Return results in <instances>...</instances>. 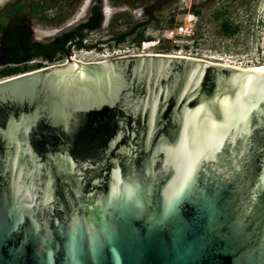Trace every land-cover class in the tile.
Returning <instances> with one entry per match:
<instances>
[{
  "label": "water",
  "instance_id": "water-1",
  "mask_svg": "<svg viewBox=\"0 0 264 264\" xmlns=\"http://www.w3.org/2000/svg\"><path fill=\"white\" fill-rule=\"evenodd\" d=\"M0 264H264V62L72 53L1 79Z\"/></svg>",
  "mask_w": 264,
  "mask_h": 264
},
{
  "label": "rangeland",
  "instance_id": "rangeland-1",
  "mask_svg": "<svg viewBox=\"0 0 264 264\" xmlns=\"http://www.w3.org/2000/svg\"><path fill=\"white\" fill-rule=\"evenodd\" d=\"M148 1L151 0H103L107 11L101 27L84 36L85 43H93L94 47L70 49L68 57L76 53L81 60L94 61L100 59V55L115 54L112 53L115 46L110 37L119 31H128L131 27H134L133 31L124 39L123 44L128 47L124 54L172 52L169 42L154 45L151 40L155 39L157 29L163 25L178 24L190 19L193 22L192 40H181V43L190 47V52L185 53L208 59L221 57L239 64L263 60L264 0H171L152 17L147 18L139 15L140 11L137 9ZM88 2L89 0H0V24L5 21L4 9L11 5L15 10V18L21 19L29 28L31 38L44 41L43 38L48 34L59 35L61 32L58 30L72 25ZM141 41H144L142 49L139 47ZM14 65L18 67L17 72H21L33 68L34 61L0 64V70ZM4 77L6 76L0 75V79Z\"/></svg>",
  "mask_w": 264,
  "mask_h": 264
},
{
  "label": "trees",
  "instance_id": "trees-1",
  "mask_svg": "<svg viewBox=\"0 0 264 264\" xmlns=\"http://www.w3.org/2000/svg\"><path fill=\"white\" fill-rule=\"evenodd\" d=\"M3 14L5 21L0 24V48L2 49L0 64L2 65L34 61V67L28 69L31 70L46 63L58 62V60L66 58L70 54V49H91L94 47L93 43H85L84 36L87 33L83 32V29L98 26L99 17L95 11L86 21L60 33L48 42L31 41L29 28L21 22V19L15 18V10L11 5L4 9ZM133 28L112 35L110 37L112 44L123 41L133 31ZM17 71L18 67L14 65L1 69L0 75L8 76L18 73Z\"/></svg>",
  "mask_w": 264,
  "mask_h": 264
},
{
  "label": "built area",
  "instance_id": "built-area-1",
  "mask_svg": "<svg viewBox=\"0 0 264 264\" xmlns=\"http://www.w3.org/2000/svg\"><path fill=\"white\" fill-rule=\"evenodd\" d=\"M189 20L190 19H186V21H182L181 23L178 24L173 23L170 25L169 24L163 25L162 28L157 29V36H155V39H152L151 41L154 42V45H156L158 42H163V41L169 42L171 44V51H175L176 54L180 56L184 55L185 52H190L189 50L190 47L184 43H181V40L184 41L192 40L193 22H190ZM123 43L124 40L119 42L118 44H113V46L115 47H113L112 53H115V55L118 56L127 55L124 54V52L128 50V47H126ZM143 43L144 41H141L139 46L140 49L144 48Z\"/></svg>",
  "mask_w": 264,
  "mask_h": 264
},
{
  "label": "bare ground",
  "instance_id": "bare-ground-1",
  "mask_svg": "<svg viewBox=\"0 0 264 264\" xmlns=\"http://www.w3.org/2000/svg\"><path fill=\"white\" fill-rule=\"evenodd\" d=\"M262 22H263V25H262L263 29L262 30H263V41H264V15H263V21ZM45 34L47 35V33H45ZM73 54H74V57L76 59H79V58H77L76 53H73ZM86 54H87V52H86ZM141 54H160V55H167V56L186 57V58H191V59H197V60H202V61L213 62V63H217V64H220V65L226 66V67H233L235 69L242 70V71H252V70L256 69L260 64H262L264 62V58H263V60L261 62L259 61V62H255V63L251 62L250 64H239V63H234L232 61L225 60V59H223L221 57H212V58L208 59V58H203V57H198V56H192V55L187 54V53H184V55L180 56V55H177L175 51H172V52H150V53L149 52L148 53L147 52H144V53L141 52V53H130L129 55H141ZM116 56H118V55H115V54H112V55H100V59H97V60H94V61H88V60H83V61H85V62H95V61H98V60H101V59H108V58H112V57H116ZM119 56H122V55H119ZM79 60H81V59H79ZM63 61L64 60H61V61H58V62H53L51 64H53V65L54 64H60ZM48 64L45 65V66H41V67H46V66H48ZM35 69L25 70V71L18 72V73H13V74H10V75H8V76H6L4 78H8V77H11V76H14V75H18V74L23 73V72L33 71ZM4 78H1V79H4Z\"/></svg>",
  "mask_w": 264,
  "mask_h": 264
},
{
  "label": "flooded vegetation",
  "instance_id": "flooded-vegetation-1",
  "mask_svg": "<svg viewBox=\"0 0 264 264\" xmlns=\"http://www.w3.org/2000/svg\"><path fill=\"white\" fill-rule=\"evenodd\" d=\"M94 7H95V9H93ZM94 11L97 12L98 17H99L98 18L99 19L98 26L95 28H90V29L84 28L83 32L87 33L89 31L96 30L97 28L101 27V25H102V23L106 17V11H107L106 7L104 6V2H103V0H89L87 5L85 6V8L81 11L80 15L78 16L77 22L74 25H72L70 28L78 25L79 23L86 21L89 18V16L94 13ZM70 28H68L67 30H69ZM62 32H64V31H62ZM55 36H57V35H55ZM55 36H53L52 38H50L47 41H40V42H48L51 39H53ZM30 40L35 41L31 38V32H30ZM1 59H2V49L0 48V61H1Z\"/></svg>",
  "mask_w": 264,
  "mask_h": 264
}]
</instances>
